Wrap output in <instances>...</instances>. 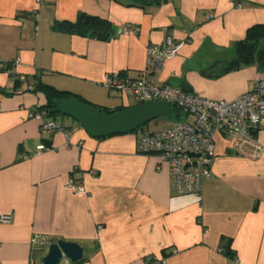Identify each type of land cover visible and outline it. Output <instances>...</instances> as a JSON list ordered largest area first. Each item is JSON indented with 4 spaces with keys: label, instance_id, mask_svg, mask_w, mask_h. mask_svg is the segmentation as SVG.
Instances as JSON below:
<instances>
[{
    "label": "crops",
    "instance_id": "obj_1",
    "mask_svg": "<svg viewBox=\"0 0 264 264\" xmlns=\"http://www.w3.org/2000/svg\"><path fill=\"white\" fill-rule=\"evenodd\" d=\"M239 3L0 0V215H10L0 222V264H39L47 250L32 247L34 235L81 244L78 264H147L163 257L167 264H264V151L255 160L237 155L218 134L202 196L179 194L169 165L140 152L144 133L94 138L63 118L66 138L41 133V121L29 117L47 102L40 83L99 108L131 107L128 96L102 86L104 75L137 77L147 47L168 37L188 41L165 61L161 83L189 85L191 93L213 100L238 98L264 81L257 64L226 70L236 43L264 23V0ZM81 14L109 20L113 34L104 40L54 29L57 20L74 22ZM14 59L22 82L9 72ZM257 139L264 147V128ZM41 143L52 149L32 155ZM70 177L86 193L68 188ZM226 240L231 256L222 247Z\"/></svg>",
    "mask_w": 264,
    "mask_h": 264
},
{
    "label": "built area",
    "instance_id": "obj_2",
    "mask_svg": "<svg viewBox=\"0 0 264 264\" xmlns=\"http://www.w3.org/2000/svg\"><path fill=\"white\" fill-rule=\"evenodd\" d=\"M232 3L241 6L239 0H232ZM130 32L132 29L129 25L126 33ZM187 41L176 42L168 37L161 45L150 44L147 47L145 65L137 77H128L120 72L106 73L102 86L110 93L134 98L137 104L165 101L172 109L175 107L178 114L183 113V119L178 122L142 135L139 150L144 154H155L162 163L169 165L172 184L177 193L202 196L205 181L213 175L215 138L218 134L230 141L235 154L252 160L262 156L264 147L258 141L257 133L264 128V81L258 80L254 88L230 101L213 100L186 92L180 86L161 83L158 77L165 61L174 58ZM2 61L0 56V62ZM10 64L12 68L9 72L17 81H24L25 75L15 73L19 60H11ZM1 66L3 68V64ZM17 92H23V89L18 88ZM29 117L41 121V133L59 132L65 134L66 138L70 136V131L55 119L49 118L42 107L34 108ZM51 149L50 145L41 143L31 154L40 155ZM23 157L28 158L30 154H24ZM92 174H96V171L93 170ZM67 187L78 194L86 193L84 184L73 177L67 181ZM9 221L10 215H0V222ZM97 230L102 233L103 226L99 224ZM49 243L41 235H34L32 238V247L35 249L43 246L47 250ZM176 252V249L167 250L168 254ZM60 264L74 263L64 256ZM147 264H167V261L163 257Z\"/></svg>",
    "mask_w": 264,
    "mask_h": 264
},
{
    "label": "water",
    "instance_id": "obj_3",
    "mask_svg": "<svg viewBox=\"0 0 264 264\" xmlns=\"http://www.w3.org/2000/svg\"><path fill=\"white\" fill-rule=\"evenodd\" d=\"M182 88L186 92L193 91L189 85H184ZM59 104L64 116L73 118L94 138L133 132L156 118L171 115L173 110L168 102L157 101L104 113L77 96L63 98ZM64 256L74 264L78 263L84 258V247L77 242L63 239L53 240L49 243L39 264H60Z\"/></svg>",
    "mask_w": 264,
    "mask_h": 264
},
{
    "label": "trees",
    "instance_id": "obj_4",
    "mask_svg": "<svg viewBox=\"0 0 264 264\" xmlns=\"http://www.w3.org/2000/svg\"><path fill=\"white\" fill-rule=\"evenodd\" d=\"M54 29L59 32L76 33L104 40L109 39L114 31V27L109 20L86 14H81L77 21L74 22L57 20L54 23ZM250 64H257L260 68L264 69V23L255 24L249 27L246 37L236 43L234 57L228 61L226 70L238 69ZM37 90L41 91L47 99L45 106L42 108L47 111L49 117H54V119L58 115H63L60 110V100L66 97L75 96L70 92L58 90L53 86L42 83L38 84ZM81 100L85 101L83 99ZM96 108L104 113L117 111L108 108ZM173 112H177V118L179 119L180 115L175 107H173L172 113ZM222 247L227 255L231 256L234 254L231 249V240H226Z\"/></svg>",
    "mask_w": 264,
    "mask_h": 264
},
{
    "label": "rangeland",
    "instance_id": "obj_5",
    "mask_svg": "<svg viewBox=\"0 0 264 264\" xmlns=\"http://www.w3.org/2000/svg\"><path fill=\"white\" fill-rule=\"evenodd\" d=\"M128 99H129L128 101H129L131 107L137 105V102L134 98L129 97ZM179 115H180L179 119L177 118V112H173L169 116H162V117L156 118V119L148 122L147 124L143 125L139 129H137L136 132L146 134V133L158 131L160 129L168 127V126L178 122L179 120L183 119V113L180 112ZM63 118L65 120H73L74 122H76L73 118H71L69 116L58 115L57 116L58 123L62 122Z\"/></svg>",
    "mask_w": 264,
    "mask_h": 264
}]
</instances>
